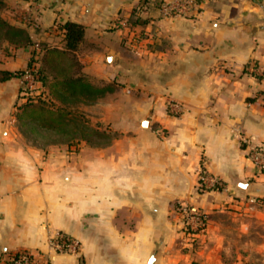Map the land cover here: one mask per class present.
Instances as JSON below:
<instances>
[{"label":"crops","instance_id":"obj_1","mask_svg":"<svg viewBox=\"0 0 264 264\" xmlns=\"http://www.w3.org/2000/svg\"><path fill=\"white\" fill-rule=\"evenodd\" d=\"M198 1V16L167 18L144 0H3L0 16L31 44L0 46V264L22 250L50 264H264V175L238 137L264 144V77L251 70L264 68V0ZM67 22L84 27L83 73L116 87L80 106L113 132L107 143L42 146L20 129L16 73L36 44L63 50ZM168 99L184 112L168 114ZM202 166L225 191L198 190ZM178 202L208 217L194 244ZM58 231L80 258L49 249Z\"/></svg>","mask_w":264,"mask_h":264},{"label":"trees","instance_id":"obj_2","mask_svg":"<svg viewBox=\"0 0 264 264\" xmlns=\"http://www.w3.org/2000/svg\"><path fill=\"white\" fill-rule=\"evenodd\" d=\"M148 1L144 0L139 9L142 10ZM4 7L3 0H0V11ZM57 28L64 33L65 48L62 50L43 47L39 67L32 71L36 82L45 90L37 95H28L25 103L18 107L16 113L20 129L26 126L32 133L38 131L47 133L69 127L73 122L68 118L71 113L69 109L94 104L116 89L112 84L94 86L83 73L78 53L84 38V27L74 22H67L59 24ZM4 41L16 46L31 44L25 30L11 26L0 16V46ZM35 55L34 50L27 69L32 67ZM24 73L25 71L17 72L16 76L21 78ZM1 74L4 80L14 76L9 72H1ZM83 127L90 131V135L82 136L81 139L90 141L93 138L98 140L105 137L96 128L84 125Z\"/></svg>","mask_w":264,"mask_h":264},{"label":"built area","instance_id":"obj_3","mask_svg":"<svg viewBox=\"0 0 264 264\" xmlns=\"http://www.w3.org/2000/svg\"><path fill=\"white\" fill-rule=\"evenodd\" d=\"M146 5L154 6L162 17L174 18H193L200 13V3L198 0H149ZM145 5V6H146ZM125 47L131 51L136 48V42L133 40L127 41ZM36 56L30 69H26L21 77V96L26 100L28 95L36 94V78L32 71L39 67L38 53H42L43 49L39 44L34 46ZM251 70L254 73L264 77V68L256 64H252ZM165 110L173 116L181 115L184 112V106L174 100H167ZM241 145L246 150L247 158L253 163L258 174L264 175V144L256 143L246 139L242 134L238 133ZM197 188L200 192L206 193L210 191H225L226 185L224 181L208 172L203 166L198 171ZM251 203L255 200L251 199ZM175 213L182 230L187 238L188 243L194 244L199 235H201L208 222V217L205 212L194 208L185 202H178L175 206ZM49 249L57 254H70L76 258H80V242L64 233L54 232L48 238ZM10 264H50L48 257L42 252H33L22 250L11 255Z\"/></svg>","mask_w":264,"mask_h":264},{"label":"rangeland","instance_id":"obj_4","mask_svg":"<svg viewBox=\"0 0 264 264\" xmlns=\"http://www.w3.org/2000/svg\"><path fill=\"white\" fill-rule=\"evenodd\" d=\"M57 104L60 106L59 103ZM69 110L71 113L69 114L68 118L73 120L69 127H64L61 130L47 133L44 131L32 133L28 127L24 126L21 127V131L23 132V134H25L26 139L42 146H47L50 144H64L69 146L76 145L81 141L82 136L90 135V131L85 129L83 125L86 127L91 126L92 128H96L105 136L102 139L98 140L93 138L92 140H90V142L98 141L99 143H107L114 137L113 132H110V129L106 128L105 126L93 127L90 124V120L87 118V116L82 113L80 107L71 108Z\"/></svg>","mask_w":264,"mask_h":264}]
</instances>
